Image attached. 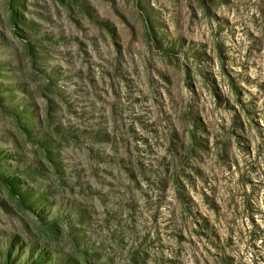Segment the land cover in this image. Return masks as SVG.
Returning <instances> with one entry per match:
<instances>
[{"label": "rangeland", "instance_id": "rangeland-1", "mask_svg": "<svg viewBox=\"0 0 264 264\" xmlns=\"http://www.w3.org/2000/svg\"><path fill=\"white\" fill-rule=\"evenodd\" d=\"M0 264H264V0H0Z\"/></svg>", "mask_w": 264, "mask_h": 264}]
</instances>
